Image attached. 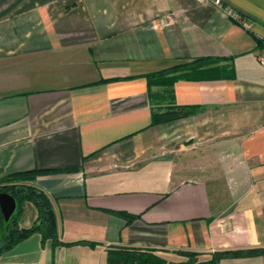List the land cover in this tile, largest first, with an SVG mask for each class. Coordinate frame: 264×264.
Returning <instances> with one entry per match:
<instances>
[{
	"label": "crops",
	"instance_id": "obj_1",
	"mask_svg": "<svg viewBox=\"0 0 264 264\" xmlns=\"http://www.w3.org/2000/svg\"><path fill=\"white\" fill-rule=\"evenodd\" d=\"M220 1L0 0V179L51 171L27 184L57 226L0 264H106L119 249L264 264V0ZM175 67L169 89L148 85ZM168 106L194 113L152 126ZM36 217L24 202L18 228Z\"/></svg>",
	"mask_w": 264,
	"mask_h": 264
},
{
	"label": "trees",
	"instance_id": "obj_2",
	"mask_svg": "<svg viewBox=\"0 0 264 264\" xmlns=\"http://www.w3.org/2000/svg\"><path fill=\"white\" fill-rule=\"evenodd\" d=\"M238 18L239 14L236 12ZM239 20V19H238ZM258 46L264 45V39L257 40ZM196 67H201L208 62L200 59L195 60ZM213 61V60H212ZM181 70L180 67H175L169 70H164L154 74L146 76L148 85L151 84H164L165 88L169 89L176 81L177 77H168V75H174L177 71ZM194 113V108H182L176 106H168L166 108L155 111L152 115L151 125H158L160 123H166L180 119L182 117L191 115ZM76 168H70L63 170L64 172L75 171ZM42 173H52L51 171L32 170L28 172H20L11 174L5 178L0 179V192L10 194L17 202L18 213L21 211L24 202H30L37 211V217L33 225L28 229H20L17 226V222L12 225L11 234L4 239L0 246V253L10 249L18 242L26 239L31 234H38L41 237L42 242L51 240L57 241V226L54 211L48 197L36 187L27 184L36 175ZM129 220L134 216H128ZM0 228H2V217L0 214ZM185 258V261L177 264H219L222 257L227 255L226 253H218L211 256L207 261H198V256L195 253L180 252ZM106 264H166L164 260L157 257L150 251L139 250H108L106 255Z\"/></svg>",
	"mask_w": 264,
	"mask_h": 264
},
{
	"label": "water",
	"instance_id": "obj_3",
	"mask_svg": "<svg viewBox=\"0 0 264 264\" xmlns=\"http://www.w3.org/2000/svg\"><path fill=\"white\" fill-rule=\"evenodd\" d=\"M0 214L4 239H6L11 234L12 225L16 222L19 213L16 200L5 192H0Z\"/></svg>",
	"mask_w": 264,
	"mask_h": 264
},
{
	"label": "built area",
	"instance_id": "obj_4",
	"mask_svg": "<svg viewBox=\"0 0 264 264\" xmlns=\"http://www.w3.org/2000/svg\"><path fill=\"white\" fill-rule=\"evenodd\" d=\"M201 2H204V3H212L214 6L218 7V8H221V1L220 0H200ZM223 11L229 15V16H234L235 15L233 14V12L231 11L230 8L228 7H224ZM257 62L258 64L264 68V45L262 46V48L260 49L259 53L257 54Z\"/></svg>",
	"mask_w": 264,
	"mask_h": 264
},
{
	"label": "rangeland",
	"instance_id": "obj_5",
	"mask_svg": "<svg viewBox=\"0 0 264 264\" xmlns=\"http://www.w3.org/2000/svg\"><path fill=\"white\" fill-rule=\"evenodd\" d=\"M2 243H3V237H1V235H0V246L2 245ZM185 260V259H184ZM199 261V260H198Z\"/></svg>",
	"mask_w": 264,
	"mask_h": 264
}]
</instances>
